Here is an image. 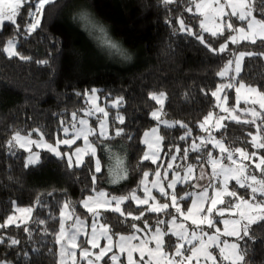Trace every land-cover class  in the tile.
<instances>
[{"label": "trees", "instance_id": "obj_1", "mask_svg": "<svg viewBox=\"0 0 264 264\" xmlns=\"http://www.w3.org/2000/svg\"><path fill=\"white\" fill-rule=\"evenodd\" d=\"M252 4L253 11L257 12L256 0H252ZM189 6L192 12L185 10ZM169 9L166 11L161 6V0H53L52 4L45 5L41 24L33 33L23 35V19L17 20L21 34L5 22L0 30V49L7 46V40L15 38L17 51L31 59L21 61L18 57H8L0 50V223L6 224L7 217L19 207H32L33 212L30 219L18 227L11 225L0 229V238L4 240L0 243V261L10 264H61L58 236L66 202L70 203L69 209L78 215L91 217L82 207V201L89 195L99 191L116 197L131 196L133 192L142 195V172H149L148 178L154 179V172L162 168L161 161L153 164L150 160H143L146 147L142 138L156 125L151 112L159 107L157 101L151 99V94H165L163 117L177 122L174 127L161 130L164 158L170 162L169 157L176 155L177 170L180 164L182 171L192 165L198 172L209 160L207 156L197 160V153L191 151V144L195 141L201 145V138L209 135V130L205 132L198 127L205 117L209 113L213 116L220 113V107H217L220 99L213 97L211 92L231 82L233 87L225 88L224 92L227 107L233 109L237 81L264 91V56L245 57L239 74L235 72V63L228 65V60L233 59L232 52L259 54L264 51L259 43L251 45L242 41L234 45L228 41V50L213 54L192 36L173 34L180 16L193 31H201L199 22L202 17L195 6L189 5L188 0H180L178 4L170 5ZM82 10H86L95 22L106 29L109 38L130 59L103 49L89 31L73 19ZM257 18H260L258 14ZM169 20L172 23H168ZM231 22L234 27L243 26V22L236 17ZM235 34L227 29L223 33L224 36ZM204 35L206 39L210 37V33ZM212 40L214 48L224 42L220 38ZM43 61L48 63L45 65ZM226 68H229L227 76L221 77L219 73ZM231 68L234 69L232 79L228 77ZM92 90L107 99L123 98L121 111L125 119L124 124H120L112 118L110 127L113 136L100 140L103 143L100 149L103 166L101 173L95 174V184L90 180L92 172L87 168H67L65 157L45 154L40 163L27 165L25 152L10 150L8 142L17 133L37 135L47 142H56L62 135V129L72 123V113L77 115L86 109V96ZM221 113L219 115L227 114ZM250 118L243 115L241 120ZM61 121L64 123L61 124ZM223 123L228 125L223 137L225 147L255 151L250 143H244L250 141V137L245 135L248 131L256 134L253 126L236 124L231 120ZM181 124L191 129L187 140L180 139L185 135V129L179 126ZM118 128L130 134L131 139L125 135L116 136L114 129ZM220 132L213 129L210 134L222 139ZM106 145L115 147L121 173L127 169L126 177L115 185L109 181L112 156L104 148ZM174 148L180 151H174ZM185 149H188L186 157L183 155ZM217 149L210 143L202 151L218 159L220 152ZM9 152L12 154L9 155ZM258 154H264V149ZM89 159L95 161L89 155L85 161ZM253 174L258 179L264 178V173ZM195 183L196 179L179 185L175 192L180 196L193 189L191 185ZM230 190L248 198L247 190L239 188L235 181L231 183ZM38 200L43 203V208ZM158 200L160 203L168 201L162 196ZM189 204V200H184L183 209L187 210ZM138 207L147 209L134 201H126L122 210L134 211ZM157 215L165 221L172 219L173 215L177 217L171 208L159 214L146 211L151 231L157 227ZM100 220L108 225L112 233H116L115 236L131 234L118 214L102 211ZM37 221L43 223L38 224ZM128 222L135 223L144 231L143 221L129 218ZM261 223L264 222L252 226L251 239L246 240V245L240 242L241 247H247L246 264H264V227L260 226ZM169 238L176 240L168 235L166 241ZM12 239L19 243L12 245Z\"/></svg>", "mask_w": 264, "mask_h": 264}, {"label": "snow or ice", "instance_id": "obj_2", "mask_svg": "<svg viewBox=\"0 0 264 264\" xmlns=\"http://www.w3.org/2000/svg\"><path fill=\"white\" fill-rule=\"evenodd\" d=\"M57 2H62V0H57ZM180 0H161V6L165 8V10H170V5L178 4ZM53 0H0V30H2L5 22L11 24L14 30L17 31V34L20 33V24L17 23L18 18L23 19L25 22V28L23 29V35H27L36 31V29L41 24V17L44 14L45 5L52 4ZM189 5L194 4L197 12H200L204 19L199 22V29L201 31H193L186 23L182 16L177 19V27L174 29L173 34L178 35L180 33L187 34L192 36L195 40H197L201 45H203L207 50L212 52L213 54H220L228 50V41L232 44H238L241 40L249 42L251 45H257L259 43L260 47L264 48V0H256V9L257 12L253 11L254 5L252 4V0H224V3H221V0H202L200 3H196V0H188ZM25 5H27V9H25ZM225 7H229L232 9L230 13L227 14L228 19H223L225 16ZM187 12H192L193 9L191 6L185 9ZM23 15L21 16V13ZM257 14L260 18H257ZM231 17H236V19L240 22H243V26L234 27L231 22ZM74 20L81 23V25L89 31V34H98L95 35V39L98 41V44L102 46L103 49L108 50L112 54H117L123 56L125 58L130 59V56L120 48V46L113 42L107 35L106 29L94 21V19L90 16V14L86 10H82L77 13V15L73 18ZM168 23H172L171 20ZM209 24L213 25V28H209ZM214 29V30H213ZM225 29L230 30V32H235L236 35H227L224 36L223 33ZM210 37L208 39L205 38L204 33H209ZM212 38H220L222 41L218 47H213ZM2 50L4 53H7L8 57H18L21 61H28L31 58L21 54L17 51V42L15 38L7 40V46ZM230 55L233 59L228 60V65L231 66L235 63V72L237 74L241 71V62L245 59V57H254V56H264V51L259 54L248 51H239L232 52ZM45 65L48 63L47 61H43ZM228 69L219 73L221 77L225 76ZM237 85L235 90L237 94H239L241 88H247L249 93H253L258 97V99H253L251 101L252 105L259 103L260 111H257L256 107L249 106L243 109L245 116H250V119L241 120V118L237 115H231L230 113L235 112L236 109H229L228 107H222L223 113H229L230 115H217L216 123L213 125L214 128L221 130L220 135L222 139H217L213 135L209 133L207 137H202L201 145H197L195 141L191 144V151L197 153L196 159L200 160L204 156H207L208 160L213 165L212 177L219 178L223 177L221 188H217L213 183L212 179L208 178L207 185H191V187L196 188L200 187L201 190L195 193V199L191 201V208L185 211L179 206V193L173 191L170 195V203H161L155 206H149L148 209L143 207H138L134 211L132 210H122L121 205L125 201H135L137 205H149L150 200H155L150 190L147 188V177L149 176V172H142L144 180L141 181L142 184L145 185V198H141L133 192L131 196H112L111 199H107L108 196L105 192H99L96 197L91 195L87 196L86 199L82 201L83 208L87 210V212L92 214V223H91V238L85 239L83 244L77 243V234L80 229L77 228L73 234L69 237V244L72 247V251H68L66 255L71 257L72 259L69 261V264H77L76 262V249H79L80 254V264H200L201 254L203 258V264H246L245 256L247 253V247H241L240 242H245L246 240L251 239L252 226L257 225L259 222H264V178L258 179L256 174L253 172L264 173V154H258L259 150L264 149V91H260L257 86L254 85H245L243 83H239L237 81ZM233 84L229 82L228 84L221 85L220 89L216 91H212L211 95L213 97H217V99H221L219 92L223 88H232ZM91 98H95V90H92ZM151 99L157 101L160 104H163L165 99V94L160 93L159 95L153 93L151 94ZM224 103L227 101V97L223 98ZM123 103V98H120L116 101V104ZM239 95L236 98V104L239 105ZM247 103V101H246ZM220 107V105H217ZM97 111L103 113L106 117L108 113L102 107H97ZM91 115V112L88 113ZM151 116L160 120L161 117L158 111H152ZM213 118V114L209 113L204 121L199 124V129H203L205 132L208 131L206 127ZM120 124H124L125 119L123 116H117ZM225 120H231L236 124H244L251 125L255 129V135L252 131H248L245 135L250 137V141H244V143H250V146L255 149V151H247L243 147H235V148H227L225 147V142L223 137L227 132L228 125L223 123ZM257 121L260 123L258 124ZM80 125L87 126V121L84 119H80ZM64 122L61 121V124ZM73 129L76 128V113H72V124L70 125ZM180 127L185 129V135L180 137L181 140H187L188 136L191 135V129H188L186 125H179ZM168 127H173V125H168ZM62 131L65 134H68L69 128L64 127ZM157 129H152V134L155 135ZM84 134L85 148L76 147L74 152L69 153H61L55 147L49 145V150L54 152L55 155L60 156L61 158L66 157V166L67 168H87L88 171L92 172L90 177L91 183L95 184L97 180L96 173H101V164L100 160L96 159L92 161L89 159L87 162L84 160V155L87 154L89 157L94 156L96 153V147L88 141V134L96 135V130L94 128H84L76 130V139H78L81 135ZM116 136L125 135L127 138L131 139L130 134L124 132L122 128H118L115 131ZM145 137L149 135V133L144 134ZM106 131L104 122L101 121L100 131L98 134V138H105ZM259 137V138H258ZM15 140H20V134L17 133ZM76 139L73 138H65L63 140H59L58 143H62L63 145L71 146L76 143ZM163 137H157V143H159ZM29 143L31 141H28ZM9 145L12 141L8 142ZM145 144L148 145L149 149H152L153 145L149 143L147 139L144 141ZM208 143H212L215 147H218L220 150V159H213L211 153H205L202 151L203 148H206ZM23 146V145H21ZM174 151H180L179 148H174ZM159 148L152 150L151 153H144L143 160L151 161V163L156 164L157 160L160 159L158 156ZM12 153L9 152V155ZM226 154V155H225ZM183 155L186 157L188 155V149L183 151ZM172 161L177 159L176 155H171L169 157ZM227 160L231 162L230 164H223V160ZM245 161L249 163H245ZM38 162L35 158H30L28 160L29 164ZM221 164L219 171H217V164ZM168 168H172V165H167ZM193 166H187V174L189 176L192 175ZM155 176L157 180L153 183V187H159V192L162 197H168L169 193L166 191L165 187L160 185L161 172L155 171ZM114 179L113 183L118 182V180L123 179L127 175V169L124 170L122 174L113 173ZM177 179L172 180L167 184L168 189H175L177 183L181 181L187 180V177H181L180 173L177 172ZM206 177L203 172H201L200 176L197 178L199 180H204ZM230 179H235L239 188L246 189L247 199L244 196L240 195L236 190H229L228 184ZM209 188H213L215 190L214 196H209ZM95 191V189H92ZM183 191V189H181ZM194 193L188 192L186 196L182 197L185 201L189 200ZM224 196H228L234 198V200L225 201L223 199ZM37 203L43 208V203L39 200ZM115 204V206L110 207ZM205 203H210V207L204 208ZM225 205L226 209L221 208L217 209V205ZM70 206L69 202L64 204V208L67 209ZM104 209V212L118 214V216L125 221L126 226L130 229L131 234L129 235H120L118 239V244L116 247L118 248L117 252L113 251L114 247V236L116 233L108 234L109 229L104 226H100L103 228L102 231L98 233L97 231V217L100 216V209ZM174 209L175 213L184 215V218L192 219V223L196 224L199 228L200 225L207 222L209 228H215V223L209 217L212 216L214 210L219 212L220 217H224L225 210L231 211L233 209L240 210L241 208H245L246 211H238V219L234 220H223V224L225 226L231 225L230 230H226L224 235L228 237H235L236 242L228 243L227 241H223V247H220L221 241L218 236H208L207 233L204 232L203 228H200L199 234L196 231H192L191 234L188 233V230L181 226L179 231H173L171 233L172 236L176 237V240L173 241L169 238L167 241L164 240V237L167 235V230H162V225H165L166 221L159 218L157 215L155 234L151 236L150 239H145L140 243L133 244L134 240H137L136 236L137 232H140L142 229L137 227L135 223L128 222L129 218L132 221H143L144 228L143 230L146 232L151 231V226L148 225V219L145 216V212L157 213L165 212V210ZM17 211L21 213L31 214L33 212L32 207H19ZM198 214H203L200 216L199 224H197V219L193 215V212ZM170 214V213H167ZM63 216V213H61ZM49 219L51 217L49 216ZM78 224H83L84 221L77 218L76 221ZM176 216L173 215L171 219V223L175 224ZM16 222L12 216L7 217V223H0V229H4L7 226L14 225ZM38 224H42L43 221H37ZM119 223V221H118ZM19 226L18 224L16 225ZM261 227H264V223H261ZM26 230H28L26 228ZM219 229H216V232L219 233ZM60 232L63 234V224L61 223ZM205 236H208L207 241L205 240ZM103 238L107 241L106 246L101 247L98 241ZM155 241L154 248H147V245ZM196 241L198 243H193ZM3 238H0V243H3ZM19 242L15 239L11 240L12 245H16ZM91 245V249H99L98 253H94L87 247L86 245ZM189 245V247H186ZM209 245L218 249V254L220 259H217V256L213 254L212 251L208 250ZM62 249L64 245L61 246ZM170 249L171 251H169ZM225 249H230L231 252L229 254H225ZM138 252V259H134V253ZM111 253V255H109ZM145 256L148 257L145 260ZM107 257V260H105ZM61 264H65L64 257L62 255Z\"/></svg>", "mask_w": 264, "mask_h": 264}, {"label": "rangeland", "instance_id": "obj_3", "mask_svg": "<svg viewBox=\"0 0 264 264\" xmlns=\"http://www.w3.org/2000/svg\"><path fill=\"white\" fill-rule=\"evenodd\" d=\"M200 2H202V0H196V3H200ZM221 3H224V0H221ZM192 5L194 6V4H192ZM224 11H225V16L223 17V19H228L227 14L230 13L232 11V9L229 8V7H225ZM197 13H199L201 15L202 20H203L204 16L200 12H197ZM232 18L233 17H231V20H232ZM208 26H209L210 29L213 28L212 24H209ZM95 35H98V34H92V36L94 38H95ZM242 41L243 40H241L240 42H242ZM241 66H242V62H241ZM227 69H228V71L226 72V74L229 72V68H227ZM233 74H234V69L231 68V73H230V75L228 77L230 79H232L233 78ZM224 91H225V88L221 89V92H219V95L221 97V99L219 100V105H220V111H219L220 113L219 114H222L221 113L222 112V107H227V105H226L227 101H226V103H224V101H223V98L226 96V92H224ZM157 95H159V94H157ZM237 95H239L240 103H239V105H237L236 104V99H235L234 108L236 109V111L230 113L231 115H237V116H240V118H242V116L244 115L243 109H245V108H247L249 106H254V107H256L257 111H260L259 103L255 104V105L251 104V101L253 99H258V97H256V95L253 94V93H249L247 91V88H241L239 94H237V92H236V98H237ZM91 96H92V92L87 94V96H86V102H87L86 109H84L80 114L76 115V128L73 129L70 126L72 123H70L69 125L65 126V127L69 128L68 134H65L64 132H62L61 137L56 142H54V143L47 142L43 138H41L40 136H37V135H22V134H20L21 139L18 140V141L14 139L16 137V135L12 138V140H11L12 143L9 145L10 146V150L11 151H23V152H25L26 153V164L27 165H36V164H38V163H40L42 161L43 155H45V154H49V155H54L56 157H60V156L55 155L54 152L49 150V145L55 147L62 154L63 153H69L70 151L74 152V149L76 147L85 148L86 147L85 141H84V134L85 133H81L80 137L78 139H76V130L84 129V128H94L96 130V135L88 134V141H89L90 144H92L94 147H96V153L92 157L94 158V160H96V159L100 160L101 170H102L103 163H102V159L100 157V149L103 148V143L100 140H104V139H107V138H110V137L113 136L111 134V133H113V131L111 130V127H110L111 119L113 118L118 123H120L119 120L117 119V116H122L121 108L123 107L124 104L123 103L116 104V101L119 100L120 98L107 99L106 97H102L97 91H95V98L94 99L91 98ZM165 101H166V96H165L163 104H160V103L157 102L159 107H158V109L156 111L159 112V115H160L161 119L159 121L155 119L157 121V123H156V125L153 128L157 129L156 134L155 135L152 134V129L153 128H151V129H149L148 131L145 132V133H149V135L147 137H145V135H143V138H142L143 143H144L145 139H147L149 141V143H151L153 145L152 149H149L148 145L144 143V145L146 147V152L145 153H149L150 154L152 150H155V149L159 148L158 156L160 157V159H158L157 162L161 161V164H162V168L160 170V172H161L160 185L164 186L166 191L169 193V196L165 197V198L168 199V201H165L164 203H170V195H171V193L173 191L176 190V188L179 185H183V184H185L187 182H190L191 180H194V179H196L195 185H197V184H199V185H207L208 184V178H211L212 179V183L217 188H221L223 186V184H222L223 177L222 176L219 177V178L212 177L213 165H212V163L210 161L206 165H202L198 169V172L193 169L192 175L189 176L187 174V170L185 168H184V171H182L181 164H180V166L177 167V168H179V170H177L175 168V166H177L175 161L171 160L169 162V161H166V159L164 158V156H163V139L159 143H157L156 142L157 141V137L158 136L159 137H163L162 133H161L162 128L168 127V125H173V127L175 125H177V122H175L173 120H169L168 118L163 117V113H164L163 110H164V106H165ZM246 101H247V103H246ZM97 107L104 108L105 111L108 113V115L105 117L103 115V113H100L99 111H97ZM89 112H91V115L88 114ZM219 114L218 113L215 114L213 116L214 118H212V120L209 121L208 125L206 126L210 133L213 131V129H216V128L213 127V125L216 123V117ZM230 114L227 113L225 115H230ZM80 119L86 120L88 122L87 126L80 125L79 122H78ZM101 121H103L104 125H105V131H106V137L105 138H98ZM116 130L117 129H114V133H115ZM65 138L76 139V143L71 146V149L69 148V146L63 145L62 143H58L59 140H63ZM28 141H31V142L29 143ZM208 144H210V143H208ZM21 145H23V146H21ZM104 148H106L110 152V154L112 156L111 169L109 168V175H110L109 176V181H110V184H112V185L118 184L124 178L118 180V182H115V183H113L112 181L114 179L113 173H120V174L123 173V172L121 173V167H118L119 166V163H118L119 155L117 154V152L115 150V147H110L109 145H106ZM217 150L220 152L219 148ZM87 156H88L87 154L84 155V160H85V158ZM30 158H35L38 162L29 164L28 160ZM219 159L220 158H218L216 160H219ZM226 161L227 160L225 159V160H223L222 163L223 164H230L231 163L229 161H227V162ZM169 164L172 165V168H168L167 167V165H169ZM185 165H186V162H185ZM220 167H221V164L218 163L217 164V171H219ZM174 169H175V171H174ZM177 172L180 173L181 177H187L186 182L185 181H181L180 183H177L175 189H168L167 188V184L170 183L172 180L177 179V175H176ZM201 172L204 173L206 178L204 180H199L198 181L197 178L200 176ZM156 180H157L156 176H155L154 179H149L147 177V188L150 190L151 194L154 197H156V199L155 200H150L149 201V205H139V206H145L148 209L149 206H155V205L161 204L159 202V200H158V199L161 198V195H160V192H159V187H153V183ZM233 181L236 182L235 179H230L229 180V184H228L229 190H230V185H231V183ZM144 189H145V185L142 184V189H141V191L143 192L142 195H138L137 193H135V194L137 196L141 197V198H145L146 194H145V190ZM200 190H201L200 187H196V188H193V189L190 188V189L186 190V192L184 194H182V195H180L178 197L179 206L183 209L184 199H182V197L186 196L188 192H192V193H194V195L189 198L190 204H189L188 209L191 208V201L195 199V193L199 192ZM208 191H209V196L210 197L215 195V190L213 188H209ZM99 192L107 193L106 191H99ZM99 192H96V193H94L91 196L96 197ZM111 197L112 196L108 195L106 198L107 199H111ZM229 198H231V197H228V196H224L223 197V199L225 201H229L228 200ZM122 205H121V208H122ZM225 205L218 204L217 205V209H221V208L226 209ZM113 206H115L114 203L110 207H113ZM210 206H211L210 203H205L204 204V208L205 209L210 207ZM82 207H83V203H82ZM69 208H71V207L69 206L67 209H64L63 212H62L63 213V216H62L63 234H61V232H60V234L58 236L60 263H61V258H62V255H63L65 264H69V261L72 259L71 257H68L66 255V253L68 251H72V247L69 244V237L73 234V232L77 228L80 229L79 233L77 234V243L78 244H83V241L85 239H90L91 238L92 214L88 212L91 215V217H82V216L78 215L76 211H74L72 209L70 210ZM17 209L10 215V216H12L14 218V220L16 222L14 225H17V224L20 225V224H23V223L27 222L30 219L32 213L31 214L21 213V212L17 211ZM84 210L87 211L86 209H84ZM99 211L101 213L102 211H104V209L101 208ZM165 211H167V210H165ZM184 211H185V214H186L187 210H184ZM238 211H246V209L245 208H241L240 210L233 209L231 211L225 210L224 217H220L219 216V212L217 210H214L212 216L209 217V219H212L214 221L215 228H209L208 225H207V222H205L204 224L200 225V227L198 228L196 224L192 223V219H187L186 220L184 218V215H180V214H177L175 224H172L171 223V219H170L169 221H166L165 225H162V226H159V227H161L162 230H167V235L164 237L165 241H166V238H167L168 235H171V233L173 231H179L181 226L186 228L188 230L189 234H191L192 231H196L197 234H199L200 228H203L204 232L207 233L208 236H218L219 240L221 241L220 247H223V241H227L228 243L236 242V238L235 237H228V236L224 235V232L226 230H230L231 225L229 224V225L225 226L223 224V220H225V219H227V220L238 219L239 218L238 214H237ZM193 215L197 219V224H199L200 216L203 215V214H198V213H195V211H194ZM77 218H79L80 220L84 221V223L83 224H78L76 222ZM96 223H97V226H98V228H97L98 233L103 230V228L100 227V226H104V227H107L109 229L108 234L109 235L112 234V232H111L110 228L108 227V225H105L104 223L101 222L100 216L97 217ZM217 228L220 230L219 233L216 232ZM154 234H155V229L153 231H149V232H146V231L137 232L136 236L138 237V239L134 240L132 243L133 244H137V243L142 242L145 239H150L151 236L154 235ZM120 235H123V234H120ZM120 235L114 236V247H113V251L114 252L118 251V248L116 247V245L118 244V239H119ZM208 236H205V240L206 241L208 239ZM98 243H100L101 247H104V246H106L107 241L105 239L101 238L98 241ZM193 243H198V242L193 241ZM62 245H64L63 249L61 247ZM87 247H89V249L91 251H93L94 253H98V251H99V249H94V250L91 249V245L90 244ZM154 247H155V241H152V243L147 245V248H154ZM186 247H189V245H186ZM208 250L212 251L213 254L217 256L218 260L220 259L219 254H218V249H216V248L212 247L211 245H209V249ZM76 252H77L76 262H77V264H80V259L81 258H80V254H79V249H76ZM230 252H231L230 249H225V254H229ZM109 255H111V253H109ZM138 256H139L138 252H135L134 253V259H138ZM106 259H107V257H105V260ZM147 259H148V257L145 256V260H147ZM0 264H10V263L4 262V261H0ZM101 264H103V262H101ZM194 264H195V262H194ZM200 264H203L202 254H201Z\"/></svg>", "mask_w": 264, "mask_h": 264}, {"label": "crops", "instance_id": "obj_4", "mask_svg": "<svg viewBox=\"0 0 264 264\" xmlns=\"http://www.w3.org/2000/svg\"><path fill=\"white\" fill-rule=\"evenodd\" d=\"M214 118V117H213Z\"/></svg>", "mask_w": 264, "mask_h": 264}]
</instances>
